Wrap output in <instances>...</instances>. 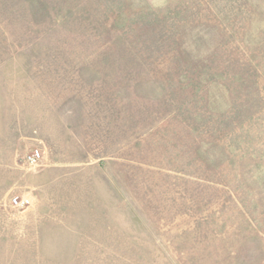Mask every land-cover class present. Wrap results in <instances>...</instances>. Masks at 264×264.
<instances>
[{
  "label": "rangeland",
  "instance_id": "1",
  "mask_svg": "<svg viewBox=\"0 0 264 264\" xmlns=\"http://www.w3.org/2000/svg\"><path fill=\"white\" fill-rule=\"evenodd\" d=\"M0 264H264V0H0Z\"/></svg>",
  "mask_w": 264,
  "mask_h": 264
},
{
  "label": "built area",
  "instance_id": "2",
  "mask_svg": "<svg viewBox=\"0 0 264 264\" xmlns=\"http://www.w3.org/2000/svg\"><path fill=\"white\" fill-rule=\"evenodd\" d=\"M41 156L42 154L40 150H34L27 156V161L31 165H36L39 163ZM12 203L15 207L25 208L31 204V200L28 198H20L19 196H16L12 199Z\"/></svg>",
  "mask_w": 264,
  "mask_h": 264
}]
</instances>
